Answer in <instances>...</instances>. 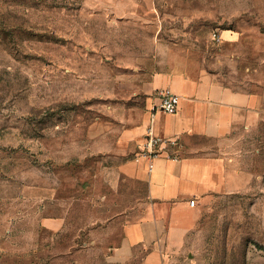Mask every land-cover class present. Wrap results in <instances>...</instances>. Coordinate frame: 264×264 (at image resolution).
I'll list each match as a JSON object with an SVG mask.
<instances>
[{"label": "rangeland", "instance_id": "374dc122", "mask_svg": "<svg viewBox=\"0 0 264 264\" xmlns=\"http://www.w3.org/2000/svg\"><path fill=\"white\" fill-rule=\"evenodd\" d=\"M166 64L259 107L211 144L249 186L197 200L161 264H264V0H0V264H144L147 249L119 254L149 212L124 165L151 108L143 72Z\"/></svg>", "mask_w": 264, "mask_h": 264}, {"label": "crops", "instance_id": "0c3cea01", "mask_svg": "<svg viewBox=\"0 0 264 264\" xmlns=\"http://www.w3.org/2000/svg\"><path fill=\"white\" fill-rule=\"evenodd\" d=\"M142 77L139 92L149 108L163 91L181 96L177 112L158 113L153 126L156 136L175 139L177 145L174 157L166 152L153 159L143 155L149 111L132 133L139 155L124 168L130 177L146 182L149 212L142 221L126 226L119 254L132 256L135 248L147 249L144 264H161V250L182 247L196 227L200 207H191L190 199L202 202L210 195L249 186L251 175L236 169L233 158L219 154L211 144L226 140L237 124L256 114L259 100L221 85L207 73L176 64L144 71Z\"/></svg>", "mask_w": 264, "mask_h": 264}, {"label": "built area", "instance_id": "2783aa9c", "mask_svg": "<svg viewBox=\"0 0 264 264\" xmlns=\"http://www.w3.org/2000/svg\"><path fill=\"white\" fill-rule=\"evenodd\" d=\"M181 102V96L169 90L163 91L158 96V101L150 108V119L147 128V143L143 155L150 159L160 156L163 152L168 153L169 157H174L173 149L177 145V140L166 139L156 136L154 133V121L158 113H175L177 112ZM189 205L195 207L197 205L196 198L189 200Z\"/></svg>", "mask_w": 264, "mask_h": 264}]
</instances>
